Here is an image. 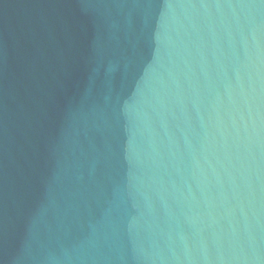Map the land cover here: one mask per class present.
<instances>
[{"label": "water", "instance_id": "1", "mask_svg": "<svg viewBox=\"0 0 264 264\" xmlns=\"http://www.w3.org/2000/svg\"><path fill=\"white\" fill-rule=\"evenodd\" d=\"M0 264H264V0H0Z\"/></svg>", "mask_w": 264, "mask_h": 264}]
</instances>
